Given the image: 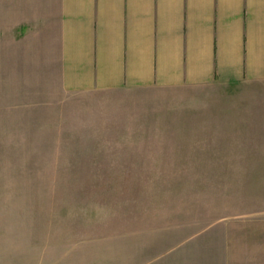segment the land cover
I'll return each mask as SVG.
<instances>
[{"label":"rangeland","instance_id":"374dc122","mask_svg":"<svg viewBox=\"0 0 264 264\" xmlns=\"http://www.w3.org/2000/svg\"><path fill=\"white\" fill-rule=\"evenodd\" d=\"M3 69L0 264L264 263V80L70 95Z\"/></svg>","mask_w":264,"mask_h":264},{"label":"crops","instance_id":"0c3cea01","mask_svg":"<svg viewBox=\"0 0 264 264\" xmlns=\"http://www.w3.org/2000/svg\"><path fill=\"white\" fill-rule=\"evenodd\" d=\"M0 63L70 95L261 81L264 0H0Z\"/></svg>","mask_w":264,"mask_h":264}]
</instances>
